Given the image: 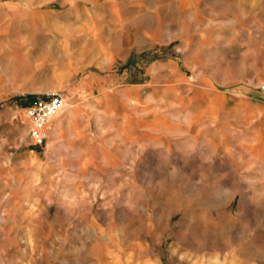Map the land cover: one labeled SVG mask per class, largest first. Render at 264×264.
Masks as SVG:
<instances>
[{"label":"rangeland","instance_id":"obj_1","mask_svg":"<svg viewBox=\"0 0 264 264\" xmlns=\"http://www.w3.org/2000/svg\"><path fill=\"white\" fill-rule=\"evenodd\" d=\"M263 87L264 0H0V264H264Z\"/></svg>","mask_w":264,"mask_h":264},{"label":"built area","instance_id":"obj_2","mask_svg":"<svg viewBox=\"0 0 264 264\" xmlns=\"http://www.w3.org/2000/svg\"><path fill=\"white\" fill-rule=\"evenodd\" d=\"M65 100L59 91H51L36 98L27 107V139L31 146L42 147L48 140L49 125L64 108Z\"/></svg>","mask_w":264,"mask_h":264},{"label":"bare ground","instance_id":"obj_3","mask_svg":"<svg viewBox=\"0 0 264 264\" xmlns=\"http://www.w3.org/2000/svg\"><path fill=\"white\" fill-rule=\"evenodd\" d=\"M62 110L53 119V122L55 121L56 124H55L54 129L52 130V135L56 134L57 129L61 123L60 114L62 113ZM51 123H50V125H51ZM50 125H49V130H50ZM20 164L23 168H25L27 171H29L31 173V184H32L33 189L36 190L37 188H39V185H40V183H39L40 182L39 172L41 171L42 164L34 156H28L27 158H24L23 162ZM65 200H67V199H65Z\"/></svg>","mask_w":264,"mask_h":264},{"label":"crops","instance_id":"obj_4","mask_svg":"<svg viewBox=\"0 0 264 264\" xmlns=\"http://www.w3.org/2000/svg\"><path fill=\"white\" fill-rule=\"evenodd\" d=\"M161 67H172L168 64H161L160 65ZM163 71H165V69H163ZM138 87L139 85H132L131 87ZM53 121V120H52ZM71 130V125H69V122L67 121V119H63L61 120V123L59 125V128L57 130V139L60 140V138L62 137V135L65 133V135L67 136V133L70 132ZM67 143H68V140H67Z\"/></svg>","mask_w":264,"mask_h":264},{"label":"trees","instance_id":"obj_5","mask_svg":"<svg viewBox=\"0 0 264 264\" xmlns=\"http://www.w3.org/2000/svg\"><path fill=\"white\" fill-rule=\"evenodd\" d=\"M35 100V98H27L24 102L22 99H16V102L19 106L21 107H26L28 104H30L31 102H33Z\"/></svg>","mask_w":264,"mask_h":264},{"label":"water","instance_id":"obj_6","mask_svg":"<svg viewBox=\"0 0 264 264\" xmlns=\"http://www.w3.org/2000/svg\"><path fill=\"white\" fill-rule=\"evenodd\" d=\"M263 92H264V87H263Z\"/></svg>","mask_w":264,"mask_h":264}]
</instances>
